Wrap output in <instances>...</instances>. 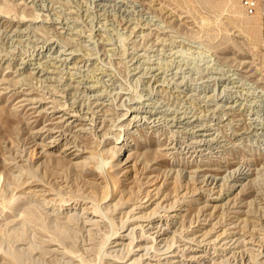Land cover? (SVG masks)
Listing matches in <instances>:
<instances>
[{
  "label": "rangeland",
  "instance_id": "obj_1",
  "mask_svg": "<svg viewBox=\"0 0 264 264\" xmlns=\"http://www.w3.org/2000/svg\"><path fill=\"white\" fill-rule=\"evenodd\" d=\"M160 1L176 19H158L139 0H0V264H128L139 251L112 245L143 210L179 216L160 249L142 236L150 255L175 247L184 258L183 244L200 239L208 257L193 264H264V39L261 27L255 40L246 31L259 17L239 0ZM47 45L76 49L82 61L51 81L24 77L22 58ZM157 64L161 81L140 68ZM91 83L96 90L86 89ZM25 93L31 99L19 101ZM140 94L194 111L222 145L186 153L189 135L171 122L125 127L123 113ZM58 106L83 119L59 122ZM69 140L84 150L77 164L63 151ZM239 167L249 179L225 203L202 176Z\"/></svg>",
  "mask_w": 264,
  "mask_h": 264
},
{
  "label": "bare ground",
  "instance_id": "obj_2",
  "mask_svg": "<svg viewBox=\"0 0 264 264\" xmlns=\"http://www.w3.org/2000/svg\"><path fill=\"white\" fill-rule=\"evenodd\" d=\"M95 1L97 2V5H100V7H101L102 5L106 4L105 1H107V0H95ZM139 1H141L142 5L149 8L151 11H153L158 16V19L163 20L164 22L169 23L176 16V14L173 12V10L170 7H168L166 4L161 2L160 0H139ZM103 8H104V6H103ZM155 18H157V17H155ZM174 19H176V18H174ZM259 25L256 22H249L248 23V25L246 27V31L248 32L251 39L255 40L257 38L259 31H260ZM139 27L145 28V27H147V25L145 23V25H140ZM155 28L158 29L157 27H155ZM22 29H18L17 31L21 32V31H23ZM151 29L149 30V32L150 31L152 32ZM76 30H77V28H76ZM74 31H75V29H74ZM162 34H163V32H162ZM158 36L160 38H158ZM158 36H157V38H158L157 43L160 45L161 43H163V40H166V38L160 36V34H158ZM172 40L176 41V40H174V38ZM163 45H165V42L163 43ZM54 52L55 53L57 52V53L55 54ZM36 55L28 56V58H26V57L22 58L23 61L21 64H23V66H21L20 69L22 70L21 73L26 72V75L24 77H28L31 75H38L39 77H41L45 81H51L53 79V77L50 76L49 74L56 72L57 70H60L61 66L65 65V67L69 69L66 72L68 73V75H70L73 72L71 70L74 68H77L79 66L78 65L79 62L82 61L81 55L76 49H71L69 51H67L66 49L57 50L56 47H53V46L48 47V45L45 47L43 46L42 50ZM149 60L146 59V61L151 64V62ZM157 63L159 64V62H157ZM154 66H146L145 65L144 67H140V68H143V70H147V69L153 70L154 73L152 74V76L154 78L158 79L159 81H161V78H160L161 77V69H162L161 67H163V66L162 65H158L157 67H156V65H154ZM70 77L72 78V75ZM227 78L233 82H236L235 77H229L228 76ZM98 79H99L98 77H93V79L91 78V81L94 80V82H95ZM99 80H98V82H99ZM163 80L164 79H162V82H160L159 85H164ZM23 86H25V85H23ZM85 87H86V89L93 91V90H96V87H98V85H97V83H91V84L86 85ZM21 88H24V87H21ZM24 89H26V88H24ZM99 94H101V93H99ZM26 95H27V93L24 94V96H26ZM143 95L140 94L136 98H133V101H138L139 103H137L136 105H128L126 107L127 111L125 113H123V117H125L127 114H129V116L127 117L128 120L126 121L125 127L133 128L134 126H136V129H140L141 128L140 126L147 125V124H152L151 127H154V126H158L159 123H162L163 121L168 122V123L171 122V126H177L178 128L180 127L179 128L180 130L177 129V131H184V132L188 133V135H189V138L187 137V141L186 140L183 141V144L185 142V145L183 147L180 146V148L182 147L183 149L187 150L186 153H189L190 151H191V153H193L197 150H198V152L199 151L201 152L205 149L212 147L213 144H220L223 141V140L219 141V139H217L214 136L209 137V136L213 135V132H212V130L214 129L213 125L205 123V122H203V120H200V116L196 115L194 111L193 112L191 110L188 111L187 109H185V110L183 109V111H178V110L174 111L173 108L172 109L169 107L167 108L166 106H165L166 108H163V106L161 104H159L158 102L155 101L153 96H151V95L143 96ZM29 99H31V98L26 96V97H23L19 101L23 102V101L29 100ZM232 106L233 105L229 104L226 106V108L230 109V108H232ZM48 108H50V107H48ZM56 112H62V114H59L56 117V118H60L59 122H62L65 119V120L69 121V124H70V122L73 123L79 118L83 119L82 116H80V114H79L80 109H76V107L75 108L59 107L56 109ZM72 117H75L76 119L72 120L71 119ZM129 130L130 129H128V131ZM116 141L121 142L122 140L120 138H118ZM69 142H72V141L69 140V141L65 142L64 147H63V151L66 152L67 150H70V154H72V156H71L72 159L70 158V159H68V161L71 164H75V163L77 164L80 162V159H78V158L80 155H82L84 150H82L79 147L78 143H74V145L78 146V147L72 149V146L69 145ZM171 143H174V142L172 141ZM177 144H178V142H175L174 145L170 146V148L176 147ZM220 145H222V144H220ZM201 146H203V147L206 146V148L205 147L202 148ZM115 148H117L118 151H121L123 149L122 145L116 146ZM76 150H82V152H78ZM130 156L131 155L129 154L128 157H130ZM177 171H178V169H177ZM226 172L227 173L224 175H220V173L215 172V171H213L211 173L208 172V173H204L202 177H203V181L205 182V184L211 185V187H210L211 191H213V189H215V187H219V190H217V193L219 195L218 197H221L223 193H226L227 194V196H226L227 200H226V202L225 201L224 202L229 203V201L231 199V197H229V195L234 194V191L238 187H241L240 188V190H241L243 188V186L246 185L247 181H245V180L249 179L250 172H249V170L246 171L243 168L241 169V167L234 168V169L226 171ZM224 183H227V189L230 190L229 193L222 192L224 189L222 187ZM163 199H165V196H164V198H162V200ZM199 199H201V198H199ZM159 202L160 201H158V203ZM152 203H153V201L150 202L149 204L142 205L140 207H148ZM158 203H156V205ZM99 209H100V207L95 205L93 215L91 217H89L90 221L94 220V217L97 215V212ZM181 210H184V208L183 209L181 208ZM147 213L148 212H144V210H143L140 215L133 214L132 218L130 220L136 221V224L133 225V227H130L131 230L129 233L123 234V235L119 234V236H118L119 238L116 239L112 245L114 248H117V247H124L125 244L128 243L129 248H130V250H129L130 253L132 251L134 253L135 252L134 250L139 251L137 253L138 256L133 257L128 264H193L194 262H196L199 259H203V261H204V259L206 257H208L206 251L204 253V250L201 248V244H200L201 240L200 239L198 240L199 242H197L195 244H192V242L190 244H187V242H185L183 244L182 251L184 250L185 252H183V254H186V256L184 258L180 257L179 251L181 248L176 249L175 247H174V249L171 248L172 250L168 251V253L160 252L157 254L150 255L149 249L146 245L147 244L146 238H142V236L146 235V236L151 237V240H153V244H150V245H153L151 247L156 248V246L158 245V247L160 249V246L162 244H166L169 242L170 237H171V233L173 232L172 226L174 223V218L179 217V216H178V213L165 214L166 215L165 217H170L171 219L173 218V221H172V220H170V218L168 219V218H162V217L160 219H156L152 216L146 218L145 215ZM137 229L140 230V232L138 230L139 235L137 234ZM200 230H202V229H199V231ZM224 232H225V230H224ZM130 234L133 235L132 239H130L129 242H126L124 239L130 238L131 237ZM223 234H224L223 231H221L217 235V237H220ZM201 235L202 234H199L198 236H201ZM138 237H139V239H138ZM135 241H137L136 242L137 244L134 245Z\"/></svg>",
  "mask_w": 264,
  "mask_h": 264
},
{
  "label": "built area",
  "instance_id": "obj_3",
  "mask_svg": "<svg viewBox=\"0 0 264 264\" xmlns=\"http://www.w3.org/2000/svg\"><path fill=\"white\" fill-rule=\"evenodd\" d=\"M245 13L250 16H258L261 34L264 39V0H239Z\"/></svg>",
  "mask_w": 264,
  "mask_h": 264
}]
</instances>
